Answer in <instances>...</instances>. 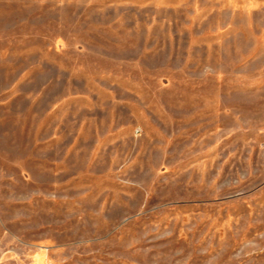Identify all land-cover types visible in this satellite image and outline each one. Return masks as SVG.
<instances>
[{
    "label": "rangeland",
    "instance_id": "rangeland-1",
    "mask_svg": "<svg viewBox=\"0 0 264 264\" xmlns=\"http://www.w3.org/2000/svg\"><path fill=\"white\" fill-rule=\"evenodd\" d=\"M0 264H264V0H0Z\"/></svg>",
    "mask_w": 264,
    "mask_h": 264
}]
</instances>
